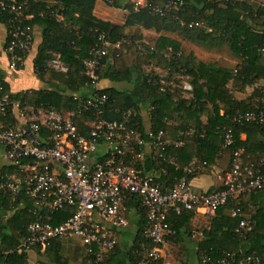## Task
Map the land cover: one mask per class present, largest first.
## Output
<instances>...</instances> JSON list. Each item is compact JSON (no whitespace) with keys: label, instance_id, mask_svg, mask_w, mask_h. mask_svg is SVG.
Instances as JSON below:
<instances>
[{"label":"trees","instance_id":"obj_1","mask_svg":"<svg viewBox=\"0 0 264 264\" xmlns=\"http://www.w3.org/2000/svg\"><path fill=\"white\" fill-rule=\"evenodd\" d=\"M15 1L30 16L24 25L31 27L32 33L35 24L44 27V43L34 64L37 77L48 82L50 89L12 95L5 77L0 75V84L13 103L7 115L0 118L4 129L20 125L13 114L17 103L20 109L74 113L80 132L88 136L89 124L96 117L93 110L83 111V106L94 95L97 99L107 96L108 100L99 106L102 118L122 124L125 115L132 113L125 126L144 141L141 146L134 144L135 153L129 152L125 162L135 161L140 174L152 176L164 192L183 178L192 183L199 173L207 174L213 166L223 176L232 168L238 149H244L245 163L260 165L263 161L264 128L256 123L233 124V119L255 111L264 99L262 86L256 87L246 100L236 97L237 93L264 81V3L184 0L179 11L161 15L155 9H164L168 0H145L147 7L139 11H135L133 0H112L108 6L127 12L124 24L118 25L95 16L98 0H56L58 5L54 8H48L43 0ZM59 16L63 17L62 22ZM12 19L8 11H0V23L8 30L6 52ZM132 30L136 35L129 37ZM145 31L155 32L159 37L147 42ZM102 36L109 48L98 71V85L109 81L115 86L97 90L94 81L87 77L86 68L101 46ZM188 44L208 52H219L227 45L238 62L233 69L221 68L196 56L187 48ZM29 52L23 56L19 70ZM55 63H61L63 69L57 70ZM157 69L166 76L157 74ZM185 85L192 90H186ZM144 112L149 114L150 129L144 124ZM229 126L234 128L235 144L226 147L220 129ZM160 132L165 133V141L178 146H168L165 151L152 146ZM149 145L152 149L147 152ZM138 155L142 157L136 158ZM171 159L176 166L170 163ZM0 164H3L0 181L25 176L17 166L1 161ZM198 167V174L188 175L185 171L192 168L197 172ZM155 173L160 175L157 177ZM241 205L243 210L236 217H232V212L237 209V201H230L210 218L208 228L188 229L184 233L198 240L199 264H246L249 258L264 264V190L241 198ZM32 206L26 195L14 200L9 193H0V264H31V252L40 258L39 264H70L64 257L68 252L63 245L66 240H55L46 250H21L27 229L35 221L30 213ZM127 208L135 227L134 235L127 231L118 233L117 247L106 253L101 262L87 256L89 264H140L146 250L153 248L144 235L148 218L141 200L131 196ZM74 212L75 209L69 208L55 213L54 223L60 224ZM130 212H135V218ZM194 215L188 211L169 215L167 243L184 240L181 228H187ZM244 220L252 222V230L242 235L239 230ZM197 232H203V237L195 238ZM124 237L133 238L125 248L121 241ZM188 254V249L182 246L179 264H190ZM150 264L166 262L162 259Z\"/></svg>","mask_w":264,"mask_h":264},{"label":"built area","instance_id":"obj_2","mask_svg":"<svg viewBox=\"0 0 264 264\" xmlns=\"http://www.w3.org/2000/svg\"><path fill=\"white\" fill-rule=\"evenodd\" d=\"M103 1L107 5L113 3L112 0ZM134 5L135 11L147 7L145 1L134 2ZM183 6L184 0H168L164 9H155V13L163 15L170 10L179 11ZM0 11H8L13 16L7 49L9 75H12L19 71L34 37L31 27L24 25L30 16L25 15L22 5L15 0H1ZM101 42L86 68V75L94 81L97 90L98 71L109 48L105 36ZM54 66L57 70L63 69L61 63ZM185 89L192 90L189 85H185ZM107 100V96L97 99L94 95L83 106V111L93 110L96 117V121L89 124L88 136L80 132L74 113L31 108L27 113H21L24 123L16 127L4 129L0 121V161L17 166L25 175L0 181V193H9L14 200L26 195L33 203L30 213L35 216V221L27 229L20 247L22 251L46 250L55 240H79L86 256L101 262L106 253L117 247V234L130 229L127 204L131 196H137L147 211L144 235L153 244L140 264L158 262L165 258L172 212L180 215L188 211L214 218L220 208L230 201H237V209L232 212V217H236L243 210L241 198L264 190V159L260 165L245 163L244 149H238L232 168L221 178L223 189L200 194L183 178L164 192L152 176L140 174L135 161L125 162L129 152L135 153L134 144L141 146L144 141L125 126L132 113L125 115L122 124L102 118L99 106ZM12 104L10 95L0 84V118L7 115ZM244 123H256L264 128V99L255 111L233 119V124ZM220 131L225 146H233V126L223 127ZM150 137L154 138L152 133ZM164 138L165 133L160 132L152 146H160L163 151L168 146H178ZM170 163L176 166L174 160ZM199 170L200 167L197 172L192 168L185 171L192 175L198 174ZM69 208L75 209L74 214L55 224V213ZM251 230L252 222L244 220L239 232L243 235ZM194 237L202 238L203 232L195 233ZM253 263L258 264L253 258L246 261V264Z\"/></svg>","mask_w":264,"mask_h":264},{"label":"crops","instance_id":"obj_3","mask_svg":"<svg viewBox=\"0 0 264 264\" xmlns=\"http://www.w3.org/2000/svg\"><path fill=\"white\" fill-rule=\"evenodd\" d=\"M44 3L48 4V8H54L58 5L56 0H43ZM145 1V0H142ZM242 1H251L254 3H264V0H242ZM104 2L102 0H98L96 8H95V16L105 20L112 22L114 24L122 25L124 22H121L119 18L117 19H112L110 18V13L107 12L105 9ZM115 11L119 12V15L121 16V12L124 14H127L126 11L124 10H116ZM123 19V18H122ZM58 20L60 22L63 21V17L59 16ZM125 21V20H124ZM144 36L146 37V41H148V36H157L159 37L158 34L155 32H150V31H145ZM33 37H34V43L33 46L28 54V57L26 58V61L24 62L23 68L20 69L18 72L13 73L12 75H9V59L8 55L6 52V44L8 40V30L7 27L0 23V75L5 77L6 83L9 85L10 93L12 95H21L25 94L28 91H41V90H47L50 89V85L48 82H43L41 81L36 73H35V60L38 57L40 48L42 47L44 43V27L35 24L33 28ZM194 48L191 49L196 56L201 57L199 54L200 52L197 51L200 47L193 46ZM200 50V49H199ZM237 64V63H236ZM156 73L161 75L162 77L166 76V73L162 70H156ZM115 85L109 81H101L99 83V87L101 89H108L111 87H114ZM123 86V85H121ZM264 87V81L260 82L259 84L247 88L245 92L243 93H237L236 97L239 100H246L250 94L253 92V90L258 87ZM122 88V87H121ZM31 109L30 107L20 109V105L17 103L14 104V110L13 114L14 117L17 119L19 124H23L24 120L21 117V113H27L28 110ZM143 114V120L144 124L146 125L147 129H150L151 127V121L149 114L144 112ZM244 139V137H243ZM152 149L151 145L148 146L147 152H150ZM155 175L158 177L160 174L155 173ZM222 175H221V170L217 168V166L211 167L210 171L207 174L199 173V175L192 180V185L195 187V190L202 194V193H208V192H213L216 190H219L222 187ZM132 218H135V212H130L129 213ZM210 225V218L206 217L204 215H194V217L190 220L187 228H181V235H184V233L188 229L192 230H198V229H204L208 228ZM135 229V227L131 224L130 229L127 230L128 234L132 233V230ZM126 232V231H125ZM135 233V232H134ZM133 234V233H132ZM134 235V234H133ZM128 239H131L133 241L132 237H124L122 238V245L128 241ZM198 240H192L189 238V236L184 235V240L178 239V241L175 242H169L167 243V246L165 248V262L166 264H176L175 261L179 262L180 258V252L182 249V246H185V248L188 249L189 251V261L190 264H199V246H198ZM80 247L83 249V253L85 251L82 243L80 242ZM40 258L33 252L30 253V262L31 264H39ZM174 262V263H173Z\"/></svg>","mask_w":264,"mask_h":264},{"label":"rangeland","instance_id":"obj_4","mask_svg":"<svg viewBox=\"0 0 264 264\" xmlns=\"http://www.w3.org/2000/svg\"><path fill=\"white\" fill-rule=\"evenodd\" d=\"M138 1L141 2L142 0H133L132 2L134 3V2H138ZM104 4H105V6H103V7H105L107 12L110 13L109 14L110 18L117 19V17H118L121 22H124L127 14H124L123 12H121L120 13L121 16H120L119 12L114 10L115 8L108 6L105 2H104ZM134 35H136V33L133 30L130 31V33L128 34L129 37H134ZM156 38H157V36H148V41L149 40L152 41ZM187 48L192 49L194 47L192 45L188 44ZM199 49H197V51L201 53L199 55L202 56V58L204 60H207L210 63H216L221 68L233 69L235 67L236 63L238 62L236 57L231 55L227 45H223L219 49L220 50L219 52H216V51L215 52H208L205 49H201V48H199ZM150 70L151 69H148V71H150ZM2 166H3V164H0V171H1ZM134 232H135V229L132 230L133 234H134ZM131 243H132V240L128 239V241L124 244V248L126 245H129ZM63 245L65 246V249L68 250V252H65L64 257L69 261L70 264H89V261H87V256L85 254V251L83 253V249H82V247H80L81 245H80L79 240H73V241H67L66 240L63 243ZM69 249L72 250L71 253H70ZM175 263L179 264V262H177V261H175Z\"/></svg>","mask_w":264,"mask_h":264}]
</instances>
